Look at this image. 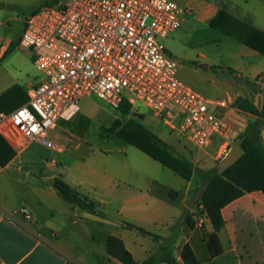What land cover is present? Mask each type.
<instances>
[{
    "label": "crops",
    "instance_id": "obj_1",
    "mask_svg": "<svg viewBox=\"0 0 264 264\" xmlns=\"http://www.w3.org/2000/svg\"><path fill=\"white\" fill-rule=\"evenodd\" d=\"M43 1L0 0V72L4 70L10 55L18 49H23L19 46V41L24 31L26 17L33 7ZM173 1L178 4L176 0ZM180 3L178 5L181 8L190 7L192 9L189 15L201 16L208 26L226 13L231 18L264 33V0H180ZM184 21L185 18H183V23ZM226 22L234 23L228 19ZM182 26L168 38L173 39L178 35ZM13 44H15L13 50L4 56ZM246 47L250 51L242 52L239 60L225 67L226 70H221L222 73L230 71L229 79L233 92L229 95L228 101L235 102L238 98H243L252 102L257 108H261L264 97V55ZM29 55L35 65L34 54L30 51ZM26 78L25 81L11 78L12 82L1 88L0 96L16 88L12 99L1 105L2 112L11 113L28 102V91L38 82L39 78L32 76ZM238 78L242 80L238 81ZM247 83H255L259 87L258 91L255 92ZM191 88L200 93L196 88ZM80 111L70 120H60L56 130L49 134L50 139L60 147V150L54 151L63 154L67 151L81 149V139L80 142L76 141L77 138L72 134L68 124L80 114ZM136 114L142 116L141 123L147 127L143 122L144 114L139 111H136ZM117 119L124 123L120 118ZM261 138L264 145V124L261 129ZM4 139L16 155L5 166H0V183L4 192L0 194V264H97L95 252L86 249V244L79 246L74 242L78 236L89 243L94 241L97 235L77 225L79 222L86 225V222H96L95 220H100L105 224L116 221L119 224L118 229L124 230L128 229H125L121 222L135 224L159 235V244L167 239L171 228L176 224L180 232L174 254L179 261H181V250L188 243L199 264H264V193L260 191L247 193L225 206L222 210L225 225L219 231L214 230L207 218L201 224L193 221V226H189L184 221L183 210L184 208L189 210L186 203L199 185L195 180V172L192 179L187 181L184 190L178 191L166 186L162 180L143 170L128 171L125 169L126 175L124 176L113 173L102 167V155H92V152L91 155H62L60 160H52L50 165L60 164L62 174L59 177L52 173L47 175L45 178L51 180V185L41 186L37 195L34 194L37 201L31 203L24 198L26 193L23 192L29 182L36 180L38 173L30 169L26 160L27 155H23L29 143H22L21 139L16 143L8 138ZM216 141L218 145L214 147L216 149H212L210 155H200L211 163L219 162L227 153L222 142L217 139L214 143ZM165 142L171 146L174 144ZM181 156L191 161L187 155ZM57 177L82 196L95 201L98 207L105 202L101 198L93 197L91 191H99L101 195L106 192H117V216L111 217V220L89 213L80 215L79 207L66 200L67 205L62 203L63 198L53 187V181ZM128 177L131 180H127ZM43 178L41 175V179ZM18 187L23 197L18 201V205L11 207L4 197ZM164 190H172L178 194L170 199ZM131 192L134 194H129ZM21 207H25L31 214L29 220L21 214ZM60 225L64 229L60 228ZM206 235L208 238L217 239L221 250L217 256H210L204 240ZM109 236L119 238L138 263H142L155 254L159 246L151 238L143 236V239L135 233H125L124 236L109 233ZM101 250L111 258L103 243H101ZM111 260L122 264L114 258Z\"/></svg>",
    "mask_w": 264,
    "mask_h": 264
},
{
    "label": "built area",
    "instance_id": "obj_2",
    "mask_svg": "<svg viewBox=\"0 0 264 264\" xmlns=\"http://www.w3.org/2000/svg\"><path fill=\"white\" fill-rule=\"evenodd\" d=\"M191 12L173 0H58L30 11L19 46L34 53L40 77L25 105L0 112V135L60 150L49 134L93 94L115 108L126 102L135 112L144 104L197 150L217 139L225 149L237 145L252 115L191 88L165 46ZM20 212L31 218L25 207ZM206 218L201 205L193 220Z\"/></svg>",
    "mask_w": 264,
    "mask_h": 264
},
{
    "label": "rangeland",
    "instance_id": "obj_3",
    "mask_svg": "<svg viewBox=\"0 0 264 264\" xmlns=\"http://www.w3.org/2000/svg\"><path fill=\"white\" fill-rule=\"evenodd\" d=\"M176 1L181 4L180 0ZM183 18H185V21L178 35L173 39L170 37L164 41L170 55L179 64L181 78L208 99L228 100L229 95L233 92L230 86V71L227 69V73H222L221 70H226L224 69L225 67L239 60L242 52L250 51L248 50L249 48L238 40L206 25L201 16L185 13ZM28 51L26 49H18L10 55L4 70L0 72V90L12 82L11 78L25 81L28 76L37 79L40 77V72L33 64L29 55L30 51ZM80 109V114L68 123L72 134L77 138L76 141L80 142L81 139L82 147L80 150L67 151L61 154L47 148L40 142L26 138L22 139V143H29L23 154L27 155V164L31 170L38 173L36 180L29 182L23 192L26 193L24 198L28 202L34 203L37 201L35 195H37L38 190H41V186L51 185V180L45 178L47 175L52 173L59 177L62 174L60 164L56 166L50 165L52 160H60L62 155H91L92 152V155H102L101 164L103 168H107L120 176L126 175L125 169L128 171L143 170L159 178L166 186L174 190H184L187 184L186 180L149 158V156H146L147 154L135 146L126 145L127 142L117 137L114 133L108 132L107 129L117 118L125 122L129 117H134L135 111L130 109L127 116L123 115L117 108L93 94L85 96L80 101ZM138 111L144 114L143 122L151 131L164 141L173 142L174 144L172 145L177 154L187 155L191 159L195 169V180L198 181L199 185L189 197L186 203L189 210L184 208L183 217L185 218L186 212L192 217L193 215H199L200 194L203 188L199 174L215 168L218 164V161L211 163L200 155H210L212 149H216L214 147L218 145V141L207 149L197 150L187 139L172 132L164 121L155 116L153 111L144 104H138ZM229 149L227 148V152ZM41 175L44 177L43 179H41ZM127 180H131V178L128 177ZM18 189L19 187L4 197L7 204L11 207L18 205V201L23 197V193ZM2 193L4 192L0 183V194ZM90 193L93 197L101 198L105 202V204L101 203V207H98V209H102L108 215V219L112 220L111 217L117 216V192H106L103 195L99 191H91ZM129 194H134V192ZM61 201L67 205L65 200L62 199ZM78 211L80 215H88L87 211L80 209ZM95 221L86 222V225L83 222H79L77 225L82 226L84 229L87 228L89 233L97 235L94 241L89 243V241L82 240L78 236L74 242L79 246L86 244V249L88 248L89 251L95 252V262L97 264H119L118 262H113L101 250V243L105 245L109 233L117 236H124L125 233H135L138 237H143L135 231L118 229L119 224L116 221L110 222V224H105L100 220ZM60 228L64 229L62 225H60ZM153 242L159 245L158 241Z\"/></svg>",
    "mask_w": 264,
    "mask_h": 264
},
{
    "label": "trees",
    "instance_id": "obj_4",
    "mask_svg": "<svg viewBox=\"0 0 264 264\" xmlns=\"http://www.w3.org/2000/svg\"><path fill=\"white\" fill-rule=\"evenodd\" d=\"M57 2L58 0H44L39 5L33 7L31 11L42 6H53ZM226 19L232 20L234 23H228ZM210 27L221 31L264 55V33L258 32L252 27L231 18L226 13H223L219 19L212 21ZM14 46L15 44L11 45L4 56L9 54ZM15 90L16 88H13L0 96V112L3 111L1 105L12 99ZM235 104L253 117L236 142L242 150L243 155L222 174H218L214 168L199 174L200 182L203 184L200 194L201 205L203 212L206 214L207 219L210 220L215 231H219L225 225L222 216V210L225 206L247 193L255 191L264 193V145L261 138V129L264 124V97L261 108H257L252 102L243 98H238ZM117 109L127 116L131 107L128 103L124 102ZM141 120L142 116L138 114H135L134 117H129L124 123L116 119L108 128V131L135 146L184 180L190 181L195 172L193 163L177 154L173 146L145 127L141 123ZM15 155L16 152L0 135V166H5ZM53 187L70 204L87 211L91 215L108 219L107 214L102 209H98L95 201L82 196L61 178L57 177L54 179ZM164 191L170 199L176 197L178 194L172 190ZM184 221L189 226H193L194 224L193 217L188 212L185 214ZM121 224L125 229L135 231L142 236L151 238L153 241L160 239L159 235L135 224L128 222H121ZM170 232L167 239L159 244L157 252L142 263H138L132 253L125 248L123 242L115 236H109L106 239V251L111 258L116 259L122 264H199L188 243L181 250V261L176 258L174 248L180 232L176 224L171 228ZM204 240L210 256H217L221 251L217 244V239L208 238L206 235Z\"/></svg>",
    "mask_w": 264,
    "mask_h": 264
},
{
    "label": "water",
    "instance_id": "obj_5",
    "mask_svg": "<svg viewBox=\"0 0 264 264\" xmlns=\"http://www.w3.org/2000/svg\"><path fill=\"white\" fill-rule=\"evenodd\" d=\"M241 81V78L237 79ZM247 85L252 88L255 92L258 91L259 87L255 83H247ZM243 155L242 150L238 145H232L226 155L219 160L218 164L214 169L217 170L218 174H222L227 168L235 164Z\"/></svg>",
    "mask_w": 264,
    "mask_h": 264
}]
</instances>
